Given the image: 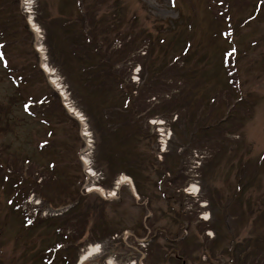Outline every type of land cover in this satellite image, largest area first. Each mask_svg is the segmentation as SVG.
<instances>
[{"label": "rangeland", "instance_id": "1", "mask_svg": "<svg viewBox=\"0 0 264 264\" xmlns=\"http://www.w3.org/2000/svg\"><path fill=\"white\" fill-rule=\"evenodd\" d=\"M31 1V14H26L20 0H0V45L5 44V53H0V264H59L60 260L50 262L48 257L65 253L68 260L73 258L72 264H79L90 246H97L99 252L86 256L81 264H107L108 258L115 264H264V0L242 4L238 0H82L84 8L92 7L98 34L107 30L109 39L115 38L119 31L127 30L129 18L135 29L146 30L154 40L161 35L164 40L142 44L129 58L116 42L112 60L124 79L125 90L127 76L139 80L140 56L146 50L152 49L151 63L161 69L183 49L187 58L172 61L173 69L182 67L178 74L188 79V88L194 86L196 103L222 89L218 94L223 99L218 112L221 116L227 96L234 101L244 94L227 119L229 128L218 152L191 149L174 140L177 146L164 154H160L157 135L169 133L168 129L173 132L181 113L171 112L164 118L148 114L162 103L164 95L178 100L179 87L171 91L169 87L164 94H148L144 110L136 114L134 124L128 122L119 84L97 82L91 90L78 84L79 59L67 48V36L78 26L61 27V21L78 13L75 0ZM226 12L230 21L220 16ZM191 16L195 18L193 26L187 20ZM31 19L39 25L40 38L30 30ZM185 39L191 43L188 49L183 45ZM36 47L42 48L36 57L38 65L41 58L53 69L70 103L85 118L91 136L87 138L91 140L87 141L89 150L80 152L86 147L85 140L77 120L64 109L73 121L51 113L47 118L29 100L42 95L45 85L54 88L40 65L41 73L35 77L30 73ZM224 50L226 60L234 50L237 53L234 66L232 59L227 68L224 66ZM87 53L91 58L88 63H94L96 58ZM57 64L65 69V75ZM67 79L71 84L76 82L82 105L92 118L77 104ZM106 106L118 108L108 120L102 114ZM153 117L162 121L153 123ZM179 129L180 125L177 133ZM41 141L47 143L39 149ZM84 154L93 169L89 178L80 160ZM127 156L136 162L130 164L132 168L127 166ZM7 167L14 170L10 172L14 179L17 174L29 179L24 189L33 193V198L38 199L40 193L39 209L28 205V197L19 201L18 207L12 181L1 178V174H10ZM127 169L135 174L139 193L125 181L115 187L121 173L127 179ZM164 172L165 177L161 176ZM243 172L244 187L234 194ZM173 178L183 180L181 186L196 184L197 194L188 196L185 187L174 191ZM209 197L215 200L210 203ZM57 228L62 230L59 233L78 239L72 244L63 239L59 243L65 245L59 252H49L45 258L43 253L62 237Z\"/></svg>", "mask_w": 264, "mask_h": 264}, {"label": "trees", "instance_id": "2", "mask_svg": "<svg viewBox=\"0 0 264 264\" xmlns=\"http://www.w3.org/2000/svg\"><path fill=\"white\" fill-rule=\"evenodd\" d=\"M238 1L240 2V4H242V2L247 3V0H238ZM259 5H261V1L258 2V6ZM75 7L78 12L76 16L74 17L70 16L69 18L61 21V27L67 28L73 24H76L78 26V30H76V32H74L73 34L69 33V36H67L70 40V42L67 45L70 55L74 58L79 59V64L77 67L78 84H81L87 90H91L93 87H97V85H95L97 82H100L99 85H106L107 83H109V85L119 84L120 88L123 90L125 95L121 107L122 110L127 109V121L132 122V124H134L133 119H135L136 114L138 115L140 111L144 110L146 105L145 97L148 94L151 95L161 94V93L164 94L165 92L168 91L169 87H170L169 89L170 91L173 90V88L175 87L176 88L179 87L177 90L180 93L179 94L180 97L178 98V100L170 99V98L166 99L167 97H165L164 95L161 98L163 100L162 103L161 104L158 103L153 108H151L152 111L148 115L159 114L163 117L165 116L169 117V113L171 112H174L176 114L178 112L181 113V116H178V119L176 121L177 123H175L177 124V126L173 129L172 138L168 145L169 149H174V147L177 146V144L182 143L181 145L184 144L187 147H192L191 149L195 147L198 150L208 149V150H212V153L218 152L222 147V145L221 146L219 145L221 144V141L225 139L224 135L227 133V130L229 128V125L226 123L227 119L229 118L230 115H232L231 112L233 111V108L236 107L235 104L237 105L240 104V100L243 99L244 94L241 93L240 96L235 97L234 101H229L230 97L227 96L228 101H226V108L224 109L223 114L221 116L218 115V112L221 109L222 105L220 104L222 103L223 99H220V97L222 96L218 94L222 91V89L220 91H216L215 94L208 95L207 97L206 96L202 97L196 103V101L193 99L194 86L193 87L190 86L188 88L187 87L188 79H186L184 74L183 75L178 74L179 73L178 70L182 67L176 68V70L173 69L175 67L174 63L177 60L187 58L186 51L183 49L179 53L173 55L170 58V60L168 59L169 63H163L161 65V69H156L154 65H152L151 63V60L153 58L152 49L146 50L145 55L140 56L141 82L135 88L132 86L133 84L130 82L127 76V83H126L127 90H125V85L123 83L124 79L123 77H120V73L116 71L115 62L112 60V58L115 55L114 53H117V49H115L114 47L116 46V42L120 43V48L121 47L125 48V50L127 51V58H129L130 55H134V52L139 48H141L142 44H146L147 42L148 44L149 43L157 44L156 42L158 41L159 43H162L163 39H161L160 33H158L160 36H157L154 40L153 36L146 30H143L141 28H138V30L135 29L133 22L131 21V19L128 18L127 26H126L127 30L119 31L115 38L109 39V37L106 35L107 30L105 32L102 29L104 34L100 31L99 34L96 32V27L98 26L96 25V21L93 19L94 18L93 14L90 13L92 7L84 8L82 0H75ZM220 16L224 18V20L230 21L229 12H226L225 14H222ZM220 16L216 15V17H220ZM213 19L215 20L217 18L214 17ZM187 20L188 23L191 24L192 26L195 23L194 16H191ZM215 22H219V20H215ZM3 24L4 23H2V25ZM3 27H5V24L3 25ZM157 31L161 32L160 29H158ZM188 39L190 40L191 38ZM188 39H185L183 44L186 49H188V47L191 45ZM88 51L91 52V56H94L96 58V61L94 63L91 62L88 63V61H90L89 59H91L89 57V53H87ZM235 53L236 52L234 50L233 56H231L228 60H226V52H225V59L223 61H224V66L226 65V68L228 62L231 59H232L231 65L234 66L235 60H237ZM32 54H33V63L32 65H30V69H31L30 73L33 74L35 77L37 76L38 73H41V71L38 68V64L36 62L37 55L34 50ZM223 57L224 55L222 56V58ZM51 62L53 64L55 63L53 62L52 59ZM57 65L61 70V72L65 75L63 71L65 69L62 70V67L59 64ZM182 72L183 70L180 73ZM66 81L69 84V88L71 92L74 94L75 99L77 100V104L81 108L86 109L84 105H82L83 103L81 102L79 89L76 85V82L75 84H71L68 81V79ZM45 86L46 89L42 95L38 97H32L33 104L38 105L40 109L43 111V115H45V117L47 118H48L47 115L51 113V115L53 116L56 115L59 118L65 117L66 119H70L73 121V119L66 116L65 112L63 111V108L60 106L58 97L55 94V92L47 85ZM133 90H136L135 94H133ZM174 95L175 94H171L170 97L175 98ZM191 104H193V106H191ZM116 109L118 108L113 106H106L102 112L104 118L108 120L110 114L113 113L112 110H116ZM54 110H56L58 113L56 114L52 113L54 112ZM87 112L90 114L89 117H91L92 113H90L88 110ZM178 125H180L181 127V129H179L180 130L179 133L176 132ZM176 134H180V136L178 135L176 136ZM174 140H177L176 145L174 144ZM12 163L15 164L14 162ZM134 163H136L135 160L133 161V159H130L127 156V166L128 164L130 165ZM10 166L12 167V165ZM130 167L132 168L133 166L130 165ZM8 169L10 168L8 167ZM11 171L14 170L11 169ZM127 173L133 179L135 188L139 193L140 188L138 185V181L136 180L135 174L129 171L128 169H127ZM242 176L243 178H245L244 177L245 173L244 175L243 174L240 175L237 180V187L239 189L244 187V184L242 183L243 181ZM15 179L20 181L21 185L29 181V179L22 174H17ZM171 181L174 182V185L177 186V188L179 187V184L181 186V183L183 182V180L179 182V179L176 178H173V180L171 179ZM39 194L40 193H38V196ZM208 199L210 203L215 200L214 198L211 200L210 197ZM180 216L182 220V215ZM66 224L68 225V222ZM77 238L78 237L69 238L70 244L74 243ZM251 242H253V239H251L250 243ZM250 243L246 247L247 249L246 252L248 251V249H250L251 246ZM229 249H231V247H229ZM243 253H245V251Z\"/></svg>", "mask_w": 264, "mask_h": 264}, {"label": "bare ground", "instance_id": "3", "mask_svg": "<svg viewBox=\"0 0 264 264\" xmlns=\"http://www.w3.org/2000/svg\"><path fill=\"white\" fill-rule=\"evenodd\" d=\"M33 26H35V25H33ZM51 81H53V80H51ZM82 159H83L84 162H86V156L85 155L82 156ZM121 180H124L123 177L121 178ZM190 186L191 187L189 188V190L192 191V192H189V193L193 194L195 192V190L197 189V185L196 184H192ZM93 189H96V188L93 187ZM97 251L99 252L97 246H90L86 253H89V254L93 253L94 254ZM107 264H115V263L109 258L107 260Z\"/></svg>", "mask_w": 264, "mask_h": 264}]
</instances>
